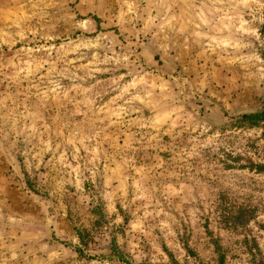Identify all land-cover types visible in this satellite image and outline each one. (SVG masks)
I'll use <instances>...</instances> for the list:
<instances>
[{"label":"rangeland","instance_id":"1","mask_svg":"<svg viewBox=\"0 0 264 264\" xmlns=\"http://www.w3.org/2000/svg\"><path fill=\"white\" fill-rule=\"evenodd\" d=\"M264 0H0V264H264Z\"/></svg>","mask_w":264,"mask_h":264},{"label":"trees","instance_id":"2","mask_svg":"<svg viewBox=\"0 0 264 264\" xmlns=\"http://www.w3.org/2000/svg\"><path fill=\"white\" fill-rule=\"evenodd\" d=\"M238 123H246L251 126H256L259 123H264V112L242 115Z\"/></svg>","mask_w":264,"mask_h":264}]
</instances>
